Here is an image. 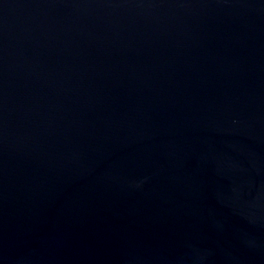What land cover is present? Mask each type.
I'll return each instance as SVG.
<instances>
[{
  "label": "water",
  "instance_id": "water-1",
  "mask_svg": "<svg viewBox=\"0 0 264 264\" xmlns=\"http://www.w3.org/2000/svg\"><path fill=\"white\" fill-rule=\"evenodd\" d=\"M0 264H264V0H0Z\"/></svg>",
  "mask_w": 264,
  "mask_h": 264
}]
</instances>
